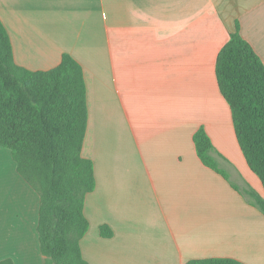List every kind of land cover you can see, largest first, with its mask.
<instances>
[{
    "label": "crops",
    "instance_id": "crops-1",
    "mask_svg": "<svg viewBox=\"0 0 264 264\" xmlns=\"http://www.w3.org/2000/svg\"><path fill=\"white\" fill-rule=\"evenodd\" d=\"M0 20L18 65L47 70L67 53L82 68L81 154L95 177L80 240L89 264H264V215L241 192L263 197V185L215 74L236 23L264 64V0H0ZM199 127L227 178L197 156ZM38 207L0 146V260L42 264Z\"/></svg>",
    "mask_w": 264,
    "mask_h": 264
},
{
    "label": "trees",
    "instance_id": "trees-1",
    "mask_svg": "<svg viewBox=\"0 0 264 264\" xmlns=\"http://www.w3.org/2000/svg\"><path fill=\"white\" fill-rule=\"evenodd\" d=\"M215 74L239 147L264 189V64L238 23L217 53ZM86 124L80 64L63 53L59 64L47 70L18 65L0 20V146L9 150L18 174L39 197L36 231L42 264H89L80 248L89 227L85 196L95 188L93 162L81 154ZM193 143L201 162L227 178L202 127L194 132ZM241 192L264 215V196L250 187ZM99 230L103 237L112 236L108 225ZM0 264L14 263L5 258ZM184 264L244 263L210 257Z\"/></svg>",
    "mask_w": 264,
    "mask_h": 264
}]
</instances>
